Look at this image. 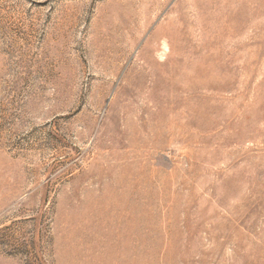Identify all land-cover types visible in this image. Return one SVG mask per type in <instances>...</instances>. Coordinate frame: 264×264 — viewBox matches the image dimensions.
I'll list each match as a JSON object with an SVG mask.
<instances>
[{
  "label": "rangeland",
  "instance_id": "1",
  "mask_svg": "<svg viewBox=\"0 0 264 264\" xmlns=\"http://www.w3.org/2000/svg\"><path fill=\"white\" fill-rule=\"evenodd\" d=\"M0 264H264V0H0Z\"/></svg>",
  "mask_w": 264,
  "mask_h": 264
}]
</instances>
